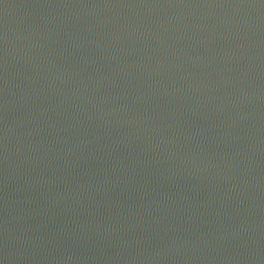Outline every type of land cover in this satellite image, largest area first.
<instances>
[{
	"label": "water",
	"instance_id": "95a60500",
	"mask_svg": "<svg viewBox=\"0 0 264 264\" xmlns=\"http://www.w3.org/2000/svg\"><path fill=\"white\" fill-rule=\"evenodd\" d=\"M0 264H264V0H0Z\"/></svg>",
	"mask_w": 264,
	"mask_h": 264
}]
</instances>
